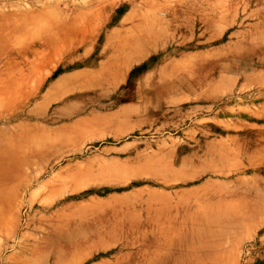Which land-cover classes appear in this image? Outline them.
Returning <instances> with one entry per match:
<instances>
[{
  "label": "rangeland",
  "instance_id": "obj_1",
  "mask_svg": "<svg viewBox=\"0 0 264 264\" xmlns=\"http://www.w3.org/2000/svg\"><path fill=\"white\" fill-rule=\"evenodd\" d=\"M0 152V264H264V0H0Z\"/></svg>",
  "mask_w": 264,
  "mask_h": 264
},
{
  "label": "bare ground",
  "instance_id": "obj_2",
  "mask_svg": "<svg viewBox=\"0 0 264 264\" xmlns=\"http://www.w3.org/2000/svg\"><path fill=\"white\" fill-rule=\"evenodd\" d=\"M107 41L112 42H119L118 46L115 47V50H122L121 52H125L126 50L130 52H135L131 58L126 57V60H123V67H127L130 64V60L133 58L134 60H139L144 56V51L141 49H135L134 41L129 36H124L121 34V31L119 29L112 30V32L107 37ZM111 42V43H112ZM127 51V52H128ZM75 75H69V76H63L64 78L73 77ZM154 83V82H153ZM58 83H52L51 87L57 85ZM157 85V84H156ZM34 95V92L30 93L29 96L32 97ZM29 98V97H28ZM11 153L8 152H0V159H3L5 161L11 160L12 157L10 155ZM14 176V174H13ZM12 174H8L3 178H0V185H2L6 180L13 177ZM213 213H215V210H213ZM197 210L193 209L191 206H182L180 211H178V214L176 216L177 220L175 219V215L173 213L168 212V219L172 218L174 221L173 223L168 224H160L155 226L154 229L150 231L152 234L151 240L154 242H157L159 244L161 243H171L173 244V251L172 253H169L166 256H157V260L155 264H184L179 263L178 259L176 262H174L173 258H178L180 256V253H174L176 250H180L185 246V241L190 238L191 236L195 235L197 233L200 237H203L199 239V241L207 243V242H215L219 245V248L222 249V242H218V239L215 237L214 233L212 232H204L202 231L201 226L197 225L195 223V219L197 218ZM198 219V218H197ZM1 222V221H0ZM199 227V229H198ZM171 231V233H170ZM169 232L170 236H166L165 233ZM193 243V240L191 241ZM195 242V241H194ZM113 248V247H112ZM210 264H229L228 263V257L226 254H218L214 253L211 254L209 257ZM186 263V261H184ZM190 264V263H187Z\"/></svg>",
  "mask_w": 264,
  "mask_h": 264
}]
</instances>
